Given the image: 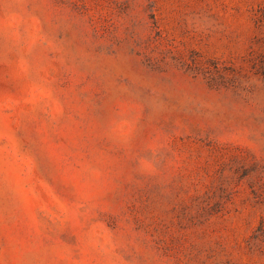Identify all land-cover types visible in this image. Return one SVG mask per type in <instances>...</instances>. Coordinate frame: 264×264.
I'll use <instances>...</instances> for the list:
<instances>
[{
    "label": "rangeland",
    "instance_id": "374dc122",
    "mask_svg": "<svg viewBox=\"0 0 264 264\" xmlns=\"http://www.w3.org/2000/svg\"><path fill=\"white\" fill-rule=\"evenodd\" d=\"M0 264H264V0H0Z\"/></svg>",
    "mask_w": 264,
    "mask_h": 264
}]
</instances>
